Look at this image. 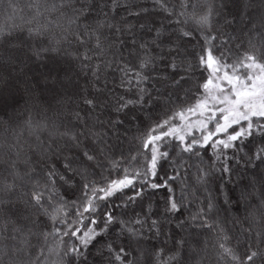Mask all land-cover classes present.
Masks as SVG:
<instances>
[{
  "label": "snow or ice",
  "instance_id": "6c2138e0",
  "mask_svg": "<svg viewBox=\"0 0 264 264\" xmlns=\"http://www.w3.org/2000/svg\"><path fill=\"white\" fill-rule=\"evenodd\" d=\"M118 7L144 17L138 28L115 19ZM152 8L159 20L119 0H7L6 19L23 24L0 25V264H264V0H247L239 19L225 0H153ZM194 39L198 50H189ZM49 53L68 58L62 78L24 73L26 60ZM113 64L124 90L114 101L106 83L97 86ZM77 65L91 73V94L73 80ZM130 141L136 151L126 156ZM209 149L198 184L215 172L231 178L241 162L252 172L237 201L242 219L221 221L211 197L176 219L187 207L189 161L204 164ZM162 161L172 175L159 177ZM161 187L168 195L157 214L147 197ZM174 219L179 234L161 261L164 249L148 234L165 235ZM186 225L214 233L211 250Z\"/></svg>",
  "mask_w": 264,
  "mask_h": 264
},
{
  "label": "trees",
  "instance_id": "16d2710c",
  "mask_svg": "<svg viewBox=\"0 0 264 264\" xmlns=\"http://www.w3.org/2000/svg\"><path fill=\"white\" fill-rule=\"evenodd\" d=\"M108 3H110V0H107ZM170 2H178V0H170ZM219 2V0H217ZM7 3V0H5L4 3H0V25H7L9 23L14 24H23V21L19 18V15L12 20L9 21L6 19V13L4 11L5 5ZM18 3L23 6L27 3V0H18ZM119 3L121 5L128 4L133 6V10L138 7H146L149 9L151 19L159 20L160 14L155 12L152 8L153 0H119ZM225 3L229 4L228 11H230L233 15L237 16V19H239V12H242L244 10V5L247 3V0H225ZM25 13H27V9H25ZM10 14V13H9ZM97 13L94 12L93 16H96ZM102 18V17H101ZM115 19L120 22H124L131 25H136L137 28L139 26V22L144 19V17H134L128 15V12L123 7H118L115 12ZM24 27H27V25H24ZM190 27H195L194 25H190ZM237 28L240 27V25L236 26ZM221 29L225 31L231 32L232 29L227 28V26L223 25V22L221 21ZM146 31V30H145ZM105 32H107V29H105ZM19 34V32H17ZM147 39V36L144 37ZM189 50H192L193 48L198 50V43L197 40H192L190 44L187 45ZM3 54V49L0 48V55ZM48 57L51 58H45L42 62H35L34 60H26L24 67V73L26 75H33L36 72L43 71L47 72L49 70H52L53 76L55 77L57 74L62 78L64 75V69L69 68L70 65L68 64V58L64 56H54V54L49 53ZM2 62V61H0ZM116 65L113 64L111 69H103L100 79V84L97 85L98 87L103 86L105 83L107 87L105 88V93L108 95V97L111 100H115L116 97L124 94V90L119 85V72L115 71ZM75 74L73 75V80L76 81L79 85V89L81 90V95L91 94L93 89L91 87L92 77L90 72H81L79 71V65L75 67L73 70ZM2 74V73H0ZM110 90V91H109ZM75 104L72 106L75 108L76 105H79V108L82 109L84 112L87 111L86 107L83 104L82 99L75 98ZM112 112V109L105 108L103 115L100 116V118L107 119ZM97 115L100 114V110H97ZM0 133H2V130H0ZM136 129L133 128L132 131L129 133V135H135ZM136 144L135 142H126L123 146V150L125 152V155L127 156L129 154V150L132 152L136 151ZM211 155V149L208 150V152L204 153L202 152V159L204 161V164H200L198 160L193 158L191 161H189L190 167L188 168V173L186 176V183L188 185V198H187V207L181 209V213L176 219H186L191 214L195 213L197 211V208L201 206V203L203 206H206L207 199L211 197L213 201L216 203L217 208L219 209V216L221 221L227 217L230 221L234 218H243L244 216V206L243 203L237 204V201L240 199V192L244 188V186L248 183V181L252 178V172L251 170H246L243 167V162H241V166L237 168L236 172L229 178L227 175H224L223 179H221V173L215 172L214 175L208 180V183L206 185H201L197 183V167L207 168L210 161L209 156ZM229 156H231V152L228 153ZM143 162L142 157L139 161H134L133 165L139 166ZM127 163V161H125ZM233 166L234 162H233ZM165 171L168 172V175H172V169L171 166L167 161L161 162V167L159 169L158 175L159 177H163L165 174ZM183 171V170H182ZM159 182V181H158ZM175 189V195L177 198L181 195V181L177 180L173 185ZM221 186H223V194H221ZM195 192V196H193L191 193ZM168 195L167 189L164 187H161L156 190L150 191L149 196L147 197L148 200L152 203V210L153 212L160 214L163 213L164 210V200L166 196ZM225 197L229 198V202L225 203ZM135 208V212H140L139 206H130ZM131 211L129 212V215H131ZM217 213H213V218H215ZM6 214L0 210V220L6 219ZM176 221L175 219L172 221L171 224H165V235H161L158 239L151 237V234H148L149 239L147 243L149 245H156L158 248L164 249V251L161 254V261L165 260L168 256L167 248H170L172 244L174 243V238L177 234H179V230L176 229ZM186 232L184 233L187 235L188 232L192 233H199V238L201 241H208L209 249L211 250L213 239H214V233L208 232L203 229H198L193 226L186 225ZM226 227L235 233L236 229L233 228L232 223L226 224ZM171 235L173 239H167L166 236ZM32 243H36V240L33 239ZM91 252L95 253V248L91 249ZM214 259V257H213ZM89 260H99V257H95L94 255L89 256Z\"/></svg>",
  "mask_w": 264,
  "mask_h": 264
}]
</instances>
